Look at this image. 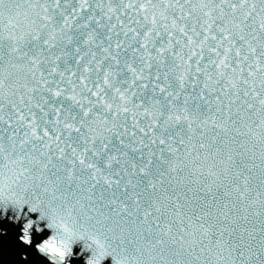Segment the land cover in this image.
Listing matches in <instances>:
<instances>
[{
    "label": "snow or ice",
    "instance_id": "1",
    "mask_svg": "<svg viewBox=\"0 0 264 264\" xmlns=\"http://www.w3.org/2000/svg\"><path fill=\"white\" fill-rule=\"evenodd\" d=\"M0 264H264V0H0Z\"/></svg>",
    "mask_w": 264,
    "mask_h": 264
}]
</instances>
